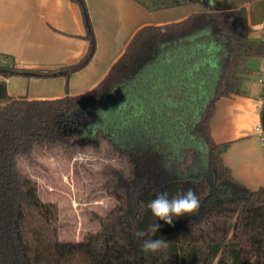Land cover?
<instances>
[{
    "label": "trees",
    "instance_id": "16d2710c",
    "mask_svg": "<svg viewBox=\"0 0 264 264\" xmlns=\"http://www.w3.org/2000/svg\"><path fill=\"white\" fill-rule=\"evenodd\" d=\"M72 1L81 9L87 55L57 70L21 69L2 55L0 76L68 82L92 61L97 43L88 7ZM246 2L149 0L152 11H202L140 29L106 77L80 95L29 100L10 95L0 80V264H264V188L235 181L223 162L227 145L211 135L218 101L239 93L251 59L264 60V41L250 39ZM76 144L97 153L106 147L127 169L103 171L116 203L99 229L63 242L58 206L40 199L19 160L31 162L37 148L68 151ZM189 189L201 202L196 214L168 225L148 208L157 193L172 198ZM155 222L154 238L168 247L145 253L135 232Z\"/></svg>",
    "mask_w": 264,
    "mask_h": 264
},
{
    "label": "crops",
    "instance_id": "0c3cea01",
    "mask_svg": "<svg viewBox=\"0 0 264 264\" xmlns=\"http://www.w3.org/2000/svg\"><path fill=\"white\" fill-rule=\"evenodd\" d=\"M85 1L97 43L92 61L68 82L63 76H0L10 95L54 100L89 92L106 77L140 29L178 23L202 11L199 5L152 11L147 7L149 0ZM241 7L248 13L250 39L264 41V0H248ZM85 35L81 9L72 0H0V61L3 55L21 69L68 67L87 55ZM248 65L252 73L242 80L239 93L218 101L211 135L217 144L227 145L222 157L233 179L259 191L264 188V144L258 132L264 86L258 80L264 60L251 59Z\"/></svg>",
    "mask_w": 264,
    "mask_h": 264
},
{
    "label": "rangeland",
    "instance_id": "374dc122",
    "mask_svg": "<svg viewBox=\"0 0 264 264\" xmlns=\"http://www.w3.org/2000/svg\"><path fill=\"white\" fill-rule=\"evenodd\" d=\"M19 166L37 182L40 199L58 206V232L63 242L82 241L99 229V220L116 203L104 187L103 171L108 167L127 169L110 149L103 147L97 153L77 144L68 151L37 148L32 161L22 157Z\"/></svg>",
    "mask_w": 264,
    "mask_h": 264
},
{
    "label": "clouds",
    "instance_id": "9594fccd",
    "mask_svg": "<svg viewBox=\"0 0 264 264\" xmlns=\"http://www.w3.org/2000/svg\"><path fill=\"white\" fill-rule=\"evenodd\" d=\"M200 207L201 202L191 189L172 198H169L167 192H160L148 203V208L151 210L153 216L168 225L173 224L174 218L198 213ZM159 228L160 225L155 222L149 225L147 230L135 232L137 238L143 239L141 247L145 253H155L168 247V241L164 238H154Z\"/></svg>",
    "mask_w": 264,
    "mask_h": 264
},
{
    "label": "built area",
    "instance_id": "2783aa9c",
    "mask_svg": "<svg viewBox=\"0 0 264 264\" xmlns=\"http://www.w3.org/2000/svg\"><path fill=\"white\" fill-rule=\"evenodd\" d=\"M258 82L262 86H264V73H263L262 77L259 78ZM258 132H259V137H260L261 141L264 144V129H263V125L262 124L258 126Z\"/></svg>",
    "mask_w": 264,
    "mask_h": 264
}]
</instances>
